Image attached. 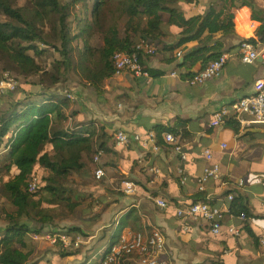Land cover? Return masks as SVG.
<instances>
[{
    "label": "crops",
    "instance_id": "obj_1",
    "mask_svg": "<svg viewBox=\"0 0 264 264\" xmlns=\"http://www.w3.org/2000/svg\"><path fill=\"white\" fill-rule=\"evenodd\" d=\"M214 1L205 0L203 3L199 0V3L208 6ZM256 4L257 13L264 17V0H257ZM195 10L198 11L192 7V12ZM234 13L236 33L216 37L231 53L219 77L202 84L187 81L189 73L203 66L199 63L189 69L182 65L185 56L202 45L192 41L183 45L185 49L167 51L157 46L154 55L143 54L155 77L152 84H146L144 79L129 72L107 78L102 94H96L78 81L70 83L68 89L75 93V99H71L73 104L68 111L65 129L71 124L77 130H84L93 120L100 124L105 134L99 142L105 143L106 147L101 157L106 175L102 179H97L93 173L83 175L76 183L64 187L83 203L72 215L57 218L54 224L43 229L66 230L79 226L85 237L82 247L67 250L45 238H30L34 242V256L29 264H98L122 223H126L124 229L143 227L138 211L140 204L149 220L164 232L173 264H264V247L259 241L264 233V186L258 180L264 174V124H255L247 130H243L239 123L236 125L235 121L214 128H207L204 124L211 106L253 93L254 82L264 75L263 56H258L252 63H244L238 53L242 39L258 35L264 40L257 33L261 21L252 16L248 7L235 9ZM251 20H257V26H252ZM167 31L166 41H174L175 32ZM175 71L179 78L172 76ZM54 92L60 93L58 89ZM179 118L189 120L186 135H183L182 127L174 132L187 151L186 160L173 144L165 141L166 130L158 136L161 142L158 151L135 142L123 147L115 145L114 134L118 129L145 133L156 131L157 127L174 126ZM224 142L228 144L225 149L221 147ZM207 148L213 150L214 162H219L222 170L230 175L225 186L209 178L202 189L198 182L204 168L210 164L204 155ZM154 166L161 170L159 178L150 171ZM241 179L243 186L237 183ZM128 180L138 185L136 194H124L118 189ZM227 191L244 196L252 215L243 222L239 215L227 214L217 237L212 236L210 223L205 219L177 216V207L186 208L195 201L215 199ZM147 194L165 198L169 207L161 208ZM231 227H237L240 233L234 234ZM210 240L221 241L228 251L210 245ZM99 255L101 259L95 262L94 258Z\"/></svg>",
    "mask_w": 264,
    "mask_h": 264
},
{
    "label": "trees",
    "instance_id": "obj_2",
    "mask_svg": "<svg viewBox=\"0 0 264 264\" xmlns=\"http://www.w3.org/2000/svg\"><path fill=\"white\" fill-rule=\"evenodd\" d=\"M256 1L215 0L202 6L199 0H0V71L24 77L36 74L47 85L64 82L70 72L78 71V83L102 94L107 78L115 75L114 54L133 52L137 36L167 51L199 42L202 45L182 62L189 69L226 50L216 37L236 33L235 9L248 7L261 21L257 33L264 38V17L257 13ZM192 7L198 11L192 12ZM167 29L175 32L174 41H166ZM50 48L59 57L49 60ZM142 62L147 67L144 58ZM72 104L62 93H37L20 96L0 112V151L6 150L0 157V187L6 198L0 210V264H29L34 256L32 234L72 215L83 203L64 187L83 175H94L95 138L105 134L102 127L98 132L95 120L84 130L67 131ZM188 121L179 118L176 125L157 127L156 132L158 136L164 130L177 133L182 127L186 135ZM100 148L106 149L105 143L100 142ZM38 166L48 173L31 191L29 183ZM231 210L235 215H252L240 194L231 201ZM125 224L111 237L102 258L118 242ZM67 229L80 231L81 227Z\"/></svg>",
    "mask_w": 264,
    "mask_h": 264
},
{
    "label": "built area",
    "instance_id": "obj_3",
    "mask_svg": "<svg viewBox=\"0 0 264 264\" xmlns=\"http://www.w3.org/2000/svg\"><path fill=\"white\" fill-rule=\"evenodd\" d=\"M257 20H251L252 26H257ZM135 50L133 52L118 51L112 58V63L115 68V75H120L123 72H129L136 77L144 79L146 84H152L155 77L152 75L149 68L142 62V53L154 55L158 47L149 40L137 36L134 39ZM238 53L240 59L244 63L254 62L258 56L264 57V40H261L258 35L240 41ZM231 53L228 50L218 54L210 62L203 65L198 71L187 76V81L190 84H202L208 79L219 77L223 74ZM172 76L179 78L178 72H172ZM21 82L12 71H4L0 75V97L8 92H15L20 89ZM255 91L253 93L242 96L229 103H221L213 105L208 109V116L204 122L207 128H214L232 121H237L243 130L252 128L255 124H264V75L259 77L253 84ZM65 96L75 99V93L66 88L62 92ZM194 122H191L193 124ZM97 130L100 124H96ZM76 128L69 124L66 127L67 131L75 130ZM82 135H89L88 132H82ZM166 142L173 144L174 148L187 159V151L180 143L179 136L172 131H167L164 135ZM114 142L117 147L126 146L132 142L139 143L144 147L158 151L161 144L158 141V134L155 130H148L143 133L141 131L129 132L126 129H118L114 134ZM227 143H222V148H227ZM103 149L100 148L99 138H95V153L93 156L95 170L94 175L97 179H102L106 175V170L102 166L101 157ZM6 150L0 151V157L4 156ZM204 155L210 164L206 165L203 174L198 178V182L203 189V183L209 178H213L222 183L223 186L230 181L228 172L222 170L219 162H214V152L211 148L204 151ZM150 171L157 178L160 177L161 170L157 166L151 167ZM259 182L264 186V174L258 177ZM186 178L183 179V182ZM40 181L35 175L29 183V188L34 191L38 188ZM240 186L244 185L243 179L237 182ZM124 194H136L139 191L138 185L133 181H126L118 188ZM149 199L154 200L158 206L165 209L169 207V202L165 198L155 196L153 194L146 195ZM236 196L234 191L227 194H222L217 198L216 202H211V199L195 201L189 204L186 208L177 207L176 213L178 217L184 215L192 216L193 218H203L210 223L211 233L213 237H217L222 229V224L227 214L235 215L231 210V201ZM138 211L143 227L141 229L126 228L123 229L119 240L115 243L98 264H173L172 251L169 250L166 244V237L162 229L152 223L144 207L138 205ZM243 222L249 219L248 215L242 213L239 215ZM230 231L234 234H239L240 230L237 227H231ZM34 240L45 238L53 245H60L67 250H79L85 242L84 234L80 231L66 230H43L32 234ZM259 241L264 247V233L261 234ZM209 244L227 252L228 249L224 243L218 240H210Z\"/></svg>",
    "mask_w": 264,
    "mask_h": 264
},
{
    "label": "rangeland",
    "instance_id": "obj_4",
    "mask_svg": "<svg viewBox=\"0 0 264 264\" xmlns=\"http://www.w3.org/2000/svg\"><path fill=\"white\" fill-rule=\"evenodd\" d=\"M26 0H20L21 3L25 2ZM63 2L70 1V0H62ZM201 2H205V0H201ZM47 55L49 57V60H54V58L59 57V53L55 51L54 49L50 48L47 51ZM52 68V67H51ZM14 71V70H13ZM0 75L4 72L3 70L0 71ZM15 72V71H14ZM16 76L21 82L20 89L15 92H8L6 95L0 98V112L3 113L5 108L2 106H8V104L20 96L26 98L28 96H35L37 93H52L55 91V89H58L60 93H62L66 88H69V85L72 81H77L80 78V73L77 72H70L68 74L67 80L64 82H60L57 85H47L46 82H43L40 78V76L36 74H32L30 77H24L20 75L19 73L15 72ZM70 80V82H69ZM54 87H57L54 89ZM63 94V93H62ZM26 95V96H24ZM64 95V94H63ZM4 102V103H2ZM2 103V104H1ZM0 113V114H1ZM38 173L36 176L38 177V180L41 182L42 175L48 173L45 169L38 166L37 168ZM78 190V189H76ZM76 196V195H75ZM6 198L4 196V193L2 192V188L0 187V210H3L4 208V202ZM3 224L0 223V230H2ZM68 231V229H66ZM101 259V256H97L94 258V261L97 262ZM83 264H88L87 262H84Z\"/></svg>",
    "mask_w": 264,
    "mask_h": 264
},
{
    "label": "water",
    "instance_id": "obj_5",
    "mask_svg": "<svg viewBox=\"0 0 264 264\" xmlns=\"http://www.w3.org/2000/svg\"><path fill=\"white\" fill-rule=\"evenodd\" d=\"M194 73V72H193Z\"/></svg>",
    "mask_w": 264,
    "mask_h": 264
}]
</instances>
